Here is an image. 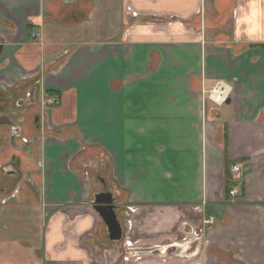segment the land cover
<instances>
[{
	"label": "crops",
	"instance_id": "obj_1",
	"mask_svg": "<svg viewBox=\"0 0 264 264\" xmlns=\"http://www.w3.org/2000/svg\"><path fill=\"white\" fill-rule=\"evenodd\" d=\"M243 2L0 0V264H264V39L236 38ZM101 179L134 212L122 244Z\"/></svg>",
	"mask_w": 264,
	"mask_h": 264
},
{
	"label": "clouds",
	"instance_id": "obj_2",
	"mask_svg": "<svg viewBox=\"0 0 264 264\" xmlns=\"http://www.w3.org/2000/svg\"><path fill=\"white\" fill-rule=\"evenodd\" d=\"M258 0H244L233 9L236 18V38L249 40L264 39V10Z\"/></svg>",
	"mask_w": 264,
	"mask_h": 264
},
{
	"label": "rangeland",
	"instance_id": "obj_3",
	"mask_svg": "<svg viewBox=\"0 0 264 264\" xmlns=\"http://www.w3.org/2000/svg\"><path fill=\"white\" fill-rule=\"evenodd\" d=\"M52 96H56V95H51V97ZM50 97V98H51ZM57 98H58V96H57ZM59 99V98H58ZM48 100H49V98L47 99V101H46V107L48 108V110L50 109V107H49V105H48ZM10 105H11V103H7L6 105H3L5 108H6V110H8V111H10L9 109L10 108H12V107H10ZM226 103H224V104H222L221 105V109L223 108V107H225L226 108ZM56 106H58V105H56ZM55 106V107H56ZM3 107V108H4ZM48 110H46V112L48 113ZM3 115V114H2ZM154 117H156L157 115H153ZM87 134L94 140V139H97V137H96V134L95 133H92V132H90V131H88L87 132ZM157 134L158 133H156V132H150L149 133V136H147V137H141V139L143 140V141H149L150 143H152V145H153V143L155 142V137H157ZM176 134V133H175ZM189 138H191V135H189ZM172 140H174L175 141V143H173V144H177V141H178V135H176V136H172ZM191 140V139H190ZM208 143H210V142H208ZM206 147H207V145H206ZM205 151V150H204ZM146 166V165H143V164H136V166ZM133 166L134 165H126V164H124V165H119V167H120V169H123L124 171H127V167L129 168V172H132L133 170ZM1 170V169H0ZM134 170L136 171V167L134 166ZM140 171H141V173L140 174H138V179H140V181L142 182V180H143V169H140ZM124 173H126V172H124ZM111 179H105V182H106V184H107V186H108V188L114 193V190H113V188H114V184H113V182L112 181H110ZM99 181V180H98ZM97 181V182H98ZM112 182V183H111ZM126 181H125V179H124V184H126L125 183ZM153 182V181H152ZM154 182H155V180H154ZM169 184H170V182H173V181H167ZM163 183V182H161V184L164 186V188L165 189H167L168 188V185H166V184H168V183ZM185 183H186V181H184V185L183 186H185ZM99 184V183H98ZM100 187H101V185H100ZM130 188L131 189H129V191H138V188H139V180L137 181V179L135 180V182H134V185H130ZM152 188L154 189L155 188V186H152ZM183 188H182V186L180 187V188H176L175 189V191L177 190V191H180V190H182ZM114 194H116V193H114ZM123 197V196H122ZM117 197L116 196H114V199H116ZM120 198V197H119ZM117 202V201H116ZM115 202V203H116ZM130 202V201H129ZM124 206V208H122V209H117V207H116V209H115V212H116V214H117V217H118V220H119V222L121 223V225H122V228L123 229H125V227H126V224H127V220H128V218L129 217H126V213L128 212V211H130L131 212V215H133L134 214V212H132L133 210H132V207H130V206H128V204H126V205H123ZM127 210V211H126ZM121 215H124L125 217H126V220H125V222H124V220H123V218L121 217ZM210 216H213V215H210ZM210 216H208L206 219H204V221H206L207 219H209V217ZM133 223V222H132ZM214 223H215V219H214ZM214 223H207L206 222V224H209V225H211V224H214ZM130 224V223H129ZM173 234L175 235V233L177 232V227H174V229H173ZM179 235L180 236H183L184 234L183 233H179ZM124 236V235H123ZM125 237V236H124ZM124 237H122V239L120 240V243L122 244L123 243V239H124Z\"/></svg>",
	"mask_w": 264,
	"mask_h": 264
},
{
	"label": "water",
	"instance_id": "obj_4",
	"mask_svg": "<svg viewBox=\"0 0 264 264\" xmlns=\"http://www.w3.org/2000/svg\"><path fill=\"white\" fill-rule=\"evenodd\" d=\"M231 102L232 98L228 97L225 103L230 104ZM1 109L2 107H0V110ZM108 195L109 197H105L103 194L95 195L93 208L99 213L100 217L107 225L110 239L112 241H119L122 238L123 229L115 212L116 205L114 203V196L111 193Z\"/></svg>",
	"mask_w": 264,
	"mask_h": 264
},
{
	"label": "built area",
	"instance_id": "obj_5",
	"mask_svg": "<svg viewBox=\"0 0 264 264\" xmlns=\"http://www.w3.org/2000/svg\"><path fill=\"white\" fill-rule=\"evenodd\" d=\"M229 87V88H228ZM231 94V85L228 83H225L224 81L218 80L216 81L214 87L208 91L209 98L214 101L216 104L221 105L224 104L228 97H230ZM59 104V99L57 96H52L48 100L49 107H54ZM241 170L240 164H234L232 167L233 172H238ZM236 189H232L230 191V195H236ZM214 216H210L209 219L206 220L207 223H214Z\"/></svg>",
	"mask_w": 264,
	"mask_h": 264
},
{
	"label": "trees",
	"instance_id": "obj_6",
	"mask_svg": "<svg viewBox=\"0 0 264 264\" xmlns=\"http://www.w3.org/2000/svg\"><path fill=\"white\" fill-rule=\"evenodd\" d=\"M260 46L264 47V45H260ZM226 140H227V135H226ZM226 156H227V154H226ZM225 166H226V180H225V186L224 187H225L226 194L229 196L230 191L232 189H234V185H235L233 178L231 176V172H230L231 161L226 159V165ZM232 167H233V165H232Z\"/></svg>",
	"mask_w": 264,
	"mask_h": 264
},
{
	"label": "flooded vegetation",
	"instance_id": "obj_7",
	"mask_svg": "<svg viewBox=\"0 0 264 264\" xmlns=\"http://www.w3.org/2000/svg\"><path fill=\"white\" fill-rule=\"evenodd\" d=\"M0 106H1V104H0ZM4 109H6V108L4 107ZM98 183H99V185H101V189L99 191H97L98 193L96 195L103 194V196L109 197L108 194L111 193L114 196V193L108 188L104 179L99 180ZM106 193H108V194H106Z\"/></svg>",
	"mask_w": 264,
	"mask_h": 264
},
{
	"label": "bare ground",
	"instance_id": "obj_8",
	"mask_svg": "<svg viewBox=\"0 0 264 264\" xmlns=\"http://www.w3.org/2000/svg\"><path fill=\"white\" fill-rule=\"evenodd\" d=\"M229 88V87H228Z\"/></svg>",
	"mask_w": 264,
	"mask_h": 264
}]
</instances>
